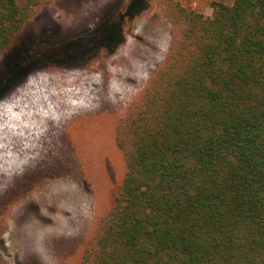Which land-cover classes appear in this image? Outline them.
<instances>
[{"label":"trees","instance_id":"trees-1","mask_svg":"<svg viewBox=\"0 0 264 264\" xmlns=\"http://www.w3.org/2000/svg\"><path fill=\"white\" fill-rule=\"evenodd\" d=\"M0 0V60L38 8ZM171 42L115 127L125 170L78 264H264V0H177Z\"/></svg>","mask_w":264,"mask_h":264},{"label":"rangeland","instance_id":"rangeland-1","mask_svg":"<svg viewBox=\"0 0 264 264\" xmlns=\"http://www.w3.org/2000/svg\"><path fill=\"white\" fill-rule=\"evenodd\" d=\"M170 42L147 0H54L27 22L0 60V264L79 263L125 170L116 124Z\"/></svg>","mask_w":264,"mask_h":264}]
</instances>
